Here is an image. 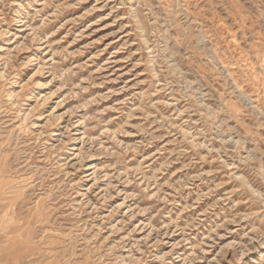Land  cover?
<instances>
[{
	"label": "rangeland",
	"instance_id": "374dc122",
	"mask_svg": "<svg viewBox=\"0 0 264 264\" xmlns=\"http://www.w3.org/2000/svg\"><path fill=\"white\" fill-rule=\"evenodd\" d=\"M0 264H264V0H0Z\"/></svg>",
	"mask_w": 264,
	"mask_h": 264
}]
</instances>
